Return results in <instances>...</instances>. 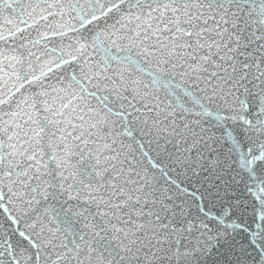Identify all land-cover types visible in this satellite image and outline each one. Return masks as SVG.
Wrapping results in <instances>:
<instances>
[{
  "label": "water",
  "instance_id": "95a60500",
  "mask_svg": "<svg viewBox=\"0 0 264 264\" xmlns=\"http://www.w3.org/2000/svg\"><path fill=\"white\" fill-rule=\"evenodd\" d=\"M0 264H264V0H0Z\"/></svg>",
  "mask_w": 264,
  "mask_h": 264
}]
</instances>
